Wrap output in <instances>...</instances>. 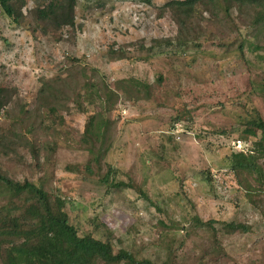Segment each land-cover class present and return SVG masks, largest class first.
<instances>
[{
    "label": "rangeland",
    "instance_id": "obj_1",
    "mask_svg": "<svg viewBox=\"0 0 264 264\" xmlns=\"http://www.w3.org/2000/svg\"><path fill=\"white\" fill-rule=\"evenodd\" d=\"M164 1L77 0L76 22L82 26L72 39L75 44L31 31L26 21L18 25L0 7L3 83L17 86L32 104L38 78L56 74L66 48H73L80 66L88 74L97 69L98 81L112 90L108 100L95 96L91 104L117 120L105 156L111 178L130 179L144 195L103 183L104 171L95 167L94 155L77 145L85 114L71 105L63 121L56 118L60 133L51 131L44 141L38 167L31 168L34 161L21 149L23 158L0 157V168L13 179L27 177L64 195L77 232L106 238L110 231L116 249L157 263L171 249L174 264H264V176L261 183L254 172L233 171L229 156L233 150L252 148L256 137L233 145L245 120L254 110L264 117V62L259 58L264 41L254 50L249 45L254 40L246 36L243 56L204 38L199 47L162 48L145 60L106 61L111 45L127 46L131 55L143 59L139 41L147 46L151 39L175 35V24L155 14ZM203 25L208 32L214 30L205 21ZM137 82L143 86H134ZM0 122L3 128L10 124ZM258 162L264 174V158ZM1 196L0 191V201ZM194 217L210 220L212 228L195 225ZM230 221L250 230L225 234L222 222ZM13 250L26 252L21 243Z\"/></svg>",
    "mask_w": 264,
    "mask_h": 264
},
{
    "label": "trees",
    "instance_id": "obj_2",
    "mask_svg": "<svg viewBox=\"0 0 264 264\" xmlns=\"http://www.w3.org/2000/svg\"><path fill=\"white\" fill-rule=\"evenodd\" d=\"M76 3L77 0H32L30 4L29 0H0V7L18 25L26 21V28L31 31L40 30L41 34L49 33L54 40L75 44L76 32L82 26L81 22H76ZM155 10L157 17L168 18L175 24V35L151 39L147 46L139 41L138 50L145 52L143 59L131 55L127 46L111 45L107 48L106 61L145 60L161 53L162 48L177 51L187 45L199 47L204 38L218 40L221 47L236 49L241 56L246 36L254 40L249 44L254 50L263 47L264 0H165ZM204 21L214 30L208 32ZM259 58L264 62V54ZM63 63L53 76L38 78L32 104L17 86L6 85L0 79V119L10 120L8 128H3L0 122V157L23 158L21 149H25L34 161L31 168L38 167L46 149L44 141L51 131L55 135L60 133L56 118L63 121V112L71 105L72 110L85 114L77 145L94 155L95 167L104 171L103 183L108 188L129 187L143 194L130 179L124 182L111 178L113 170L105 162L117 120L109 117L108 110L96 111L91 104L95 96L108 100L112 90L102 80L98 81L97 69L91 68L88 74L87 68L80 66L73 48H66ZM140 84L143 86L142 82L133 85ZM261 89L264 90V83ZM175 119H180V114H176ZM244 125L237 139L244 145L250 137L256 138L251 149L230 152L231 169L254 172L263 183L264 174L258 161L264 158V117L254 110ZM220 132L225 133L222 129ZM0 191V264H174L171 249L167 250L166 258L157 263L129 249H116L110 231L106 238L90 232L78 233L70 222L66 197L30 178L13 179L0 168ZM249 199L257 205L253 198ZM194 222L212 226L210 220L202 221L198 217H194ZM221 226L225 234L250 230L249 225L234 221L222 222ZM213 234L216 243L214 228ZM18 243L25 247L24 254H15L13 247Z\"/></svg>",
    "mask_w": 264,
    "mask_h": 264
},
{
    "label": "built area",
    "instance_id": "obj_3",
    "mask_svg": "<svg viewBox=\"0 0 264 264\" xmlns=\"http://www.w3.org/2000/svg\"><path fill=\"white\" fill-rule=\"evenodd\" d=\"M233 145H236L237 147H239L241 145V140H239V139L234 140Z\"/></svg>",
    "mask_w": 264,
    "mask_h": 264
}]
</instances>
